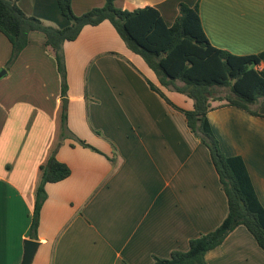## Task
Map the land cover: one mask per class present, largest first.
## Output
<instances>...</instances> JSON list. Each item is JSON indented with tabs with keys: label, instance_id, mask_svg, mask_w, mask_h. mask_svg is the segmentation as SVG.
Wrapping results in <instances>:
<instances>
[{
	"label": "crops",
	"instance_id": "0c3cea01",
	"mask_svg": "<svg viewBox=\"0 0 264 264\" xmlns=\"http://www.w3.org/2000/svg\"><path fill=\"white\" fill-rule=\"evenodd\" d=\"M181 1L198 6L211 44L238 55L260 54L258 68L264 70V0H115L130 10L155 6L169 26ZM104 3L72 0V7L80 15ZM18 4L47 24H70L57 0ZM45 41L43 32L31 31L27 47L7 67L12 45L0 32V70L6 69L0 78V264H21L26 239L39 242L31 264H153L155 256L187 250L191 238L219 226L228 200L208 146L192 133L184 113L150 87L146 77L159 85L155 73L113 25H87L63 46L68 68L89 55L92 139L72 129L66 135L62 78ZM43 60L49 76L39 65ZM160 88L178 106L193 107L186 94ZM66 96L71 107L77 96ZM219 104L213 102L208 113L212 128L227 155L244 158L264 206V117ZM259 111L264 114V102ZM51 155L67 163L71 175L46 184L32 238L41 166ZM206 259L264 264V250L240 225Z\"/></svg>",
	"mask_w": 264,
	"mask_h": 264
},
{
	"label": "trees",
	"instance_id": "16d2710c",
	"mask_svg": "<svg viewBox=\"0 0 264 264\" xmlns=\"http://www.w3.org/2000/svg\"><path fill=\"white\" fill-rule=\"evenodd\" d=\"M62 15L69 19L66 27L45 23L27 14L18 0H0V32L12 45L7 62L10 67L29 43L31 31L45 34L46 46L53 51L62 78V95H67L64 43L77 39L87 25H98L108 20L127 47L139 54L155 73L159 85L146 77L150 87L168 103L185 115L192 133L204 142L219 174L228 200V213L215 229L191 238L187 250H173L169 257H154L153 264H206V255L221 245L238 226H245L264 250V206L261 203L247 164L241 155H227L221 148L208 113L215 106L230 105L263 116L259 108L264 101V70L258 65L260 54L238 55L211 44L197 5L179 3V13L169 26L161 12L150 4L130 10L105 0L80 15L72 7V0H57ZM186 94L193 107L185 109L175 104L162 88ZM66 124V114H63ZM66 129V128H65ZM82 146L100 150L79 138ZM42 177L37 189L32 215L31 237L37 238L41 209L48 194L46 184L59 182L71 175L70 166L51 155L41 166Z\"/></svg>",
	"mask_w": 264,
	"mask_h": 264
},
{
	"label": "rangeland",
	"instance_id": "374dc122",
	"mask_svg": "<svg viewBox=\"0 0 264 264\" xmlns=\"http://www.w3.org/2000/svg\"><path fill=\"white\" fill-rule=\"evenodd\" d=\"M123 43L125 42L123 41ZM88 57L89 55L80 56L79 57L80 60L79 61L77 60V62L72 68L71 67L68 68L67 63H66V58H65L66 77H67L66 90H67V93H72L74 94V96H77V97H76V100L71 104V107H69L68 103L66 106V100H65V99H68V97L64 96L63 111L66 114V124L64 126L67 130L66 135H69V130L70 131L76 130V132L79 133L80 135L89 136L92 139L91 134L88 133L90 129L89 123L91 122V116L89 113L88 104L91 100L88 98V93H87L88 83H87V76L85 72V64L88 60ZM43 61H44V64H39L40 67L44 66L45 67L44 71H48L47 61L46 60H43ZM3 70L4 69L0 70V74L3 72ZM19 72H23V70ZM47 75L49 76V71ZM2 76L3 75H1L0 78H2ZM39 78L40 77H37V76L35 77L36 82L39 81ZM263 102L264 101H262L261 104ZM64 127L62 126L63 129ZM100 133H102L101 130L97 131V133L95 134L98 135ZM66 137H69V136H66ZM90 144L92 145V143Z\"/></svg>",
	"mask_w": 264,
	"mask_h": 264
},
{
	"label": "water",
	"instance_id": "95a60500",
	"mask_svg": "<svg viewBox=\"0 0 264 264\" xmlns=\"http://www.w3.org/2000/svg\"><path fill=\"white\" fill-rule=\"evenodd\" d=\"M5 73H6V70L4 69L3 72L0 74V76ZM65 100H66V106H67L68 99H65ZM38 246H39V242L35 239L25 240L24 255H23L21 264H31L32 263L35 257L36 251L38 249Z\"/></svg>",
	"mask_w": 264,
	"mask_h": 264
}]
</instances>
